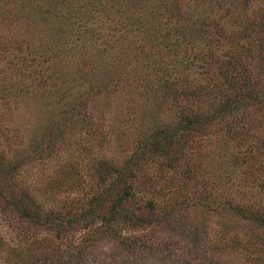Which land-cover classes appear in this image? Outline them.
Segmentation results:
<instances>
[{
    "label": "rangeland",
    "instance_id": "obj_1",
    "mask_svg": "<svg viewBox=\"0 0 264 264\" xmlns=\"http://www.w3.org/2000/svg\"><path fill=\"white\" fill-rule=\"evenodd\" d=\"M250 16L264 22V0L251 1ZM228 22L214 0H0V203L14 197L10 193L15 184L5 171L21 163V180L36 189L58 172L74 168L76 177L71 179L81 181L82 190L42 189L36 198L46 208L86 199L97 160L123 161L156 127L163 142L165 129L185 122V110L200 107L211 114L206 98L220 91L221 79L214 80L212 73L219 60L241 66L239 57L247 55L252 60L242 58L241 63L264 68V50L249 55L247 48L230 46L216 33V24ZM169 24H175L170 32L177 38L176 52L170 51ZM159 66L160 71H154ZM255 80L257 85L248 84L253 96L242 94L243 107L228 115V122L240 123L237 128L213 120L201 133L187 137L186 144L178 138L172 151L177 142L185 147L175 167H166L171 150L152 158L154 181L173 207L160 210L167 222L159 226L169 230L162 245L177 241L182 247H170L171 253L161 247L158 254L143 258L144 264L200 262L202 258L180 242L184 232L206 244L203 264H253L255 254L248 252L264 250L257 238L251 239L252 249L241 247L251 230L264 240L263 227L250 216L252 208L262 205L264 192V71ZM185 86L189 94L193 91L187 98ZM67 93L81 99L69 106L57 100ZM238 131L242 141L237 140ZM42 145L53 151L45 162L40 159L45 154ZM138 183L140 191L149 186ZM231 205L250 210L235 213ZM11 216L0 205V264H23L28 259L19 251L24 242L11 230ZM114 244L112 237H102L89 251L105 264L109 259L139 264L143 254L125 253ZM95 257L88 255L81 264H102Z\"/></svg>",
    "mask_w": 264,
    "mask_h": 264
},
{
    "label": "trees",
    "instance_id": "obj_2",
    "mask_svg": "<svg viewBox=\"0 0 264 264\" xmlns=\"http://www.w3.org/2000/svg\"><path fill=\"white\" fill-rule=\"evenodd\" d=\"M214 1L221 8H224L226 16L229 18L227 24H216V33L221 37H225L230 46L247 48L249 55L255 52L254 50H264V22L255 20L254 22L252 20L250 16L252 0ZM175 10L174 6L171 7L172 12L175 13ZM171 18H175L180 24L177 14H172ZM175 24H169L166 32L170 40V51L174 49V52L177 51L178 44L175 42L177 38L171 36L170 28L175 26ZM178 28L179 25L175 28L177 35ZM179 31L181 32L180 29ZM242 58L252 60L251 56L244 55L240 56L238 60L241 66H236L233 62L232 64L224 65L220 60L217 63L218 66H213L214 70H216V72H212L214 80L221 79V84H217L220 89L219 92L206 98L207 108L213 109L211 114H208L207 111L203 112L200 107L194 110H185L187 116L184 120L185 122L176 123L169 129H165L166 135L163 138V142L157 139L160 131L159 127H156L150 134H145L146 137L139 143L135 152L128 154L123 161L111 162L108 158L97 160L94 170L95 177L93 176V183L89 186L90 190L85 193L86 199L74 198L68 201L65 206L57 209L46 208L43 200L36 198L39 197V192L42 189H49L52 190L51 192L58 193L67 190H73V192L76 190L81 191V181L76 182L71 179L76 177L74 168L58 172L41 189L30 187L25 184L26 181L21 180L23 177L22 175L20 176L23 169L22 163L21 165L13 166L11 172H9L10 170L5 171V175L10 173L11 180L16 186H12V192L10 193L14 197L4 198L0 205H4V208H7L9 214L12 215L11 230H14L18 240L24 242L19 251L25 252L28 259L23 257L25 259L23 264H81L88 255L95 257L89 249L93 242L106 236L114 239V245H116L117 250H124L125 253L130 252L131 254L136 252L143 254L139 264L145 263L141 262L143 258L153 256L155 253L158 254L161 247L165 249L164 252L166 253H171L170 247L176 250L181 249L182 246L177 241H164V246L162 245L165 233L166 231L169 233V230L159 226L167 222V219L161 217L160 210L173 207L168 205L165 193L162 192V188L157 184V181H154V174L151 172L152 166L150 164H153L152 158L154 156L170 153L171 150V161L166 167H175L178 161L182 159L180 156H183L182 148L185 147L186 138L190 135L192 138L195 134L201 133V130L205 129V125L210 124L213 120L225 121L230 123L232 127L235 126V128L240 125L239 122H228V115L232 114L238 107H243L246 100L242 94H247L248 97L249 95L253 96L255 90L248 88V84L253 82L254 85H257L255 78L260 77L264 71V68L260 66H247V62L241 63L243 61ZM161 67L163 66H159L154 71H160ZM194 67L198 68L199 66ZM71 68L73 69V66ZM152 73L154 72L152 71ZM63 80L64 78L61 82ZM185 80L186 77L183 76L182 81L185 82ZM185 87L183 95L187 98L193 91L189 94L187 86ZM189 87L191 88V86ZM75 98L81 99L75 93L72 99L68 93L57 96L58 101L64 99L68 106L71 103H77L72 101ZM217 101L219 102L215 104ZM73 109L75 107L71 108L72 111ZM183 109H185L184 105ZM210 116L211 118H209ZM45 122L48 124V120ZM88 126L92 128L93 124L89 123ZM74 128L75 126L73 125ZM241 133V131L237 132V134H240L237 138L238 141L243 139ZM36 137L35 131L33 142ZM178 138L184 139L185 144L180 147L177 142V150L175 152L172 151L171 146ZM5 139L8 141L10 138L6 136ZM47 143L51 145L49 142ZM42 149L45 154L40 157L41 161L50 160L53 152L51 146L42 145ZM125 152L127 151L125 150ZM10 177L8 176L9 179ZM138 182L149 186L145 187L143 191L137 190L135 185L139 184ZM150 185H156V187L153 188ZM263 197L264 192L261 190L260 202L262 205L257 209L252 208L250 216L257 226L263 227L260 229L264 231ZM169 200H171L170 197ZM183 203L186 202L183 201ZM230 207L235 210V213L239 212L240 214L250 210L246 205H231ZM251 231L252 233L247 238L246 243L241 245L245 251L255 247V244L251 242L252 238H257L264 242L260 236H255L253 230ZM184 234L186 236L180 237V242L186 243L188 247H191L190 250L196 253V257L202 258L198 263L203 264L208 251L206 244L193 241L190 238L191 232H184ZM248 253L250 255L255 254L252 258L253 264H264L263 249L254 248L253 253ZM18 257L22 258L19 254ZM93 259L97 260V263L105 264L100 257ZM108 261L107 264H118L113 259ZM183 262L184 259L178 263L183 264ZM127 263L129 261H122L121 264Z\"/></svg>",
    "mask_w": 264,
    "mask_h": 264
}]
</instances>
